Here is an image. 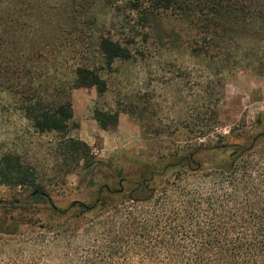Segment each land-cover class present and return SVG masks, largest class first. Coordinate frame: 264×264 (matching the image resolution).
<instances>
[{
  "label": "trees",
  "instance_id": "16d2710c",
  "mask_svg": "<svg viewBox=\"0 0 264 264\" xmlns=\"http://www.w3.org/2000/svg\"><path fill=\"white\" fill-rule=\"evenodd\" d=\"M97 2L124 19L133 14L146 32L121 41L99 32ZM163 19L187 27L193 63L177 66L174 78L198 87L182 96L168 86L184 102L181 114L143 135L162 142L183 129L184 146L112 172L116 187L99 186L88 204L57 207L50 196L61 185L56 177L73 163L88 173L100 164L85 142L68 136L78 127L71 91L106 93L103 74L117 71L115 61L144 58L141 43ZM136 35L141 41L131 48ZM244 69L264 74V0H0V93L34 133L60 136L50 170L38 171L14 150L0 154V185L30 191L0 202L8 208L0 217V236L9 241L0 249L3 264H264V112L248 131L232 133L241 142L199 141L219 126L225 81ZM119 113L130 110L93 109L91 116L113 132ZM39 203L59 224L21 231L32 220L10 213Z\"/></svg>",
  "mask_w": 264,
  "mask_h": 264
},
{
  "label": "rangeland",
  "instance_id": "374dc122",
  "mask_svg": "<svg viewBox=\"0 0 264 264\" xmlns=\"http://www.w3.org/2000/svg\"><path fill=\"white\" fill-rule=\"evenodd\" d=\"M93 13L98 31L110 36L113 40L121 41L132 34L146 32L133 14L129 15L125 12L127 19H124L121 15L118 16L112 7L102 2L96 3ZM185 32L187 27L175 20L158 21L147 41L141 43L144 58L134 54L129 61H115L113 67L117 71L103 74L108 83L106 93L98 96L94 87L82 89L85 98L88 99L87 94L91 95V92L94 97L87 105V115L83 114L84 109L79 98H75V111L79 117H74V122L78 127L70 130L68 136L78 138L80 118L86 130L91 128L86 120L87 117H91L93 109L114 111L122 107L130 110V115L124 114L139 132L133 139L126 135L125 145L122 147L117 145L114 139L104 145L105 142L99 135L94 136L91 155L100 164L94 172L88 173L77 168L73 163L70 166L71 173L57 176L56 179L63 183L60 182L61 185L51 190L50 196L54 205L64 208L74 200L88 204L98 196L96 190L99 186L106 184L109 187H116L117 178L113 177L112 172L121 171L125 174L137 159H144L157 153H168L174 148L184 146L187 134L183 129L175 131L170 138L162 142L151 140L150 134L143 135V133L156 128L159 123L169 124L172 117L181 114L180 106L184 102H180L177 94L174 95L168 86H178L182 90V96L191 92L195 93L198 87L191 85L192 78L187 85H185L187 78L183 81L181 78L180 80L174 78L177 66L189 67L193 63L186 49ZM141 38L140 35H136L135 45L131 48L137 47ZM181 82L184 86H181ZM121 102H126L127 105ZM130 103H132L131 109L134 108L133 111L128 105ZM259 112H264V74L256 75L248 69L237 71L225 81L224 97L218 108V128L209 137L201 138L199 141L205 142L207 139L215 141L217 135H223L227 142H241L242 139L232 137V133L248 131ZM92 123L96 127V122L92 121ZM59 137L54 133L46 135L34 133L26 120L14 110L12 97L7 92L0 93V154L14 150L25 162L35 164L38 171L50 170L53 167V161L49 160L48 154H52ZM28 193H30L29 190L0 185V201L2 202L23 200ZM7 209L0 206V217ZM49 213L51 211L45 204L39 203L30 205L25 210H16L10 215L22 218L23 221L32 220L33 224L22 226L21 231L38 233L59 224L58 221L50 218ZM7 241V238L0 236V249L9 242ZM6 260L5 257L0 256V264L5 263Z\"/></svg>",
  "mask_w": 264,
  "mask_h": 264
},
{
  "label": "crops",
  "instance_id": "0c3cea01",
  "mask_svg": "<svg viewBox=\"0 0 264 264\" xmlns=\"http://www.w3.org/2000/svg\"><path fill=\"white\" fill-rule=\"evenodd\" d=\"M83 88L79 89H74L71 93V104H72V109H73V118H78L76 111H75V106H74V100L75 98H79L80 102L83 105L84 113L87 115V105L89 103V100H92L94 97L93 93L91 92L90 94H87L89 98L84 97V92L82 91ZM95 95V94H94ZM82 117V116H81ZM96 122L92 116L90 118L87 117V122L89 123L88 126L91 128L89 130L85 129L84 123L82 121V118H80V126L77 131V137L79 140L85 142L90 148L93 146V138L96 135H99L103 141L105 142L104 145H106L107 142H111L112 139L117 141V145L120 147L124 146V140H126V135L130 136V139H133L134 137L137 136L138 134V129L136 126H134L128 116L124 113H119L118 118H117V123H116V128L113 132H107L98 126L96 123V127L92 123V121ZM129 139V138H128ZM103 149H101L102 151Z\"/></svg>",
  "mask_w": 264,
  "mask_h": 264
},
{
  "label": "water",
  "instance_id": "95a60500",
  "mask_svg": "<svg viewBox=\"0 0 264 264\" xmlns=\"http://www.w3.org/2000/svg\"><path fill=\"white\" fill-rule=\"evenodd\" d=\"M35 193H36V191L33 192V194H35ZM0 202H1V201H0Z\"/></svg>",
  "mask_w": 264,
  "mask_h": 264
}]
</instances>
